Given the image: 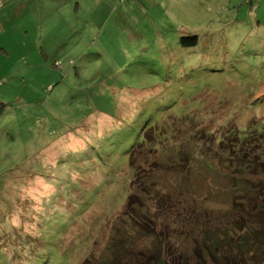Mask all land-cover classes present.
I'll return each mask as SVG.
<instances>
[{
  "label": "rangeland",
  "instance_id": "rangeland-1",
  "mask_svg": "<svg viewBox=\"0 0 264 264\" xmlns=\"http://www.w3.org/2000/svg\"><path fill=\"white\" fill-rule=\"evenodd\" d=\"M255 134L264 140V0H0V264L103 252L135 191L131 162L148 155L171 195L188 188L177 203L193 222L219 223L229 179L252 177L226 147ZM262 148L249 155L264 161ZM166 218L149 224L165 230ZM126 222L125 236L149 244Z\"/></svg>",
  "mask_w": 264,
  "mask_h": 264
},
{
  "label": "trees",
  "instance_id": "trees-1",
  "mask_svg": "<svg viewBox=\"0 0 264 264\" xmlns=\"http://www.w3.org/2000/svg\"><path fill=\"white\" fill-rule=\"evenodd\" d=\"M203 128L202 120L191 125V132L203 140L199 150L205 153ZM253 136L255 138L248 137L237 146L226 147L231 161L228 165L232 161L237 162L234 170L250 171L252 177L239 181L229 179L223 190L230 195V200L219 223L212 222L210 218L204 219V224L200 225L193 222L189 213L177 203V200H184L188 188L180 187L176 195H171L168 184L159 177V171H149L159 167V161L151 155L144 158L142 164L131 162L135 191H131L124 202L122 213L126 214V219L121 220L122 213L116 216L104 251L97 255L93 252L84 255L78 264H264V161L249 155L253 150L259 153L264 140L260 135ZM183 143L174 147L179 157ZM213 146L215 148L210 153L216 154L221 146L219 142ZM172 160L176 166L179 165V159L175 157L165 161L161 169L171 172L168 163ZM145 162L147 166H144ZM187 172L191 174L192 170L183 167L176 173L187 177ZM137 190L140 194L136 193ZM158 210L169 217L166 220H176L171 226L166 225L165 230H156L149 224V220H156ZM126 221H130L140 236L148 237L149 244L136 246L131 235L125 236L123 227ZM172 236L175 242L170 245L168 239ZM163 239L166 246L162 244Z\"/></svg>",
  "mask_w": 264,
  "mask_h": 264
}]
</instances>
